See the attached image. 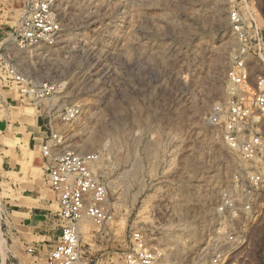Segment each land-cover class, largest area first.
Returning <instances> with one entry per match:
<instances>
[{
  "label": "rangeland",
  "instance_id": "obj_1",
  "mask_svg": "<svg viewBox=\"0 0 264 264\" xmlns=\"http://www.w3.org/2000/svg\"><path fill=\"white\" fill-rule=\"evenodd\" d=\"M8 1L19 4L0 8V118L38 122L40 148L90 157L106 188L109 219L85 216L74 264H127L136 234L160 264H223L229 248L209 237L233 223L247 245L228 264H264V217L217 211L244 165L227 139L230 73L242 51L250 82L264 78V0H56L58 36L25 47L3 35L26 0Z\"/></svg>",
  "mask_w": 264,
  "mask_h": 264
},
{
  "label": "built area",
  "instance_id": "obj_2",
  "mask_svg": "<svg viewBox=\"0 0 264 264\" xmlns=\"http://www.w3.org/2000/svg\"><path fill=\"white\" fill-rule=\"evenodd\" d=\"M55 2L26 0L24 11L13 30L5 32L3 36L20 47L57 37L60 25ZM231 23L239 39L245 43L252 40V37L248 38L245 21L239 11H233ZM253 32L254 40L260 45L263 36L256 27ZM258 55L261 57L264 52L259 51ZM242 57V51L236 54L235 66L230 73L236 86L228 103L227 139L244 165H240L235 175V189L224 190L220 195L222 201L217 211L223 219L231 216L243 221L254 217L255 223L264 217V78L260 77L252 84L247 61ZM13 80L20 91H26L20 76H14ZM49 91L50 87L46 84L32 90L35 95ZM41 156L45 182L56 194L59 206L56 218L61 228L56 247L48 253L47 264H74L80 257L79 240L85 216L99 223L109 219L101 206L107 196L106 188L96 177L90 157L75 151L61 152L49 141L41 144ZM3 220V214H0V264H16L4 257L1 241ZM247 233L242 232L239 226H234V223L228 226L220 224L213 230V236L209 239L217 242L222 249L229 248L230 255L223 260V264H228L237 252L246 247ZM133 239L136 253L128 255L127 264H160L156 253L146 249L139 234ZM27 251L33 254L37 250L28 248Z\"/></svg>",
  "mask_w": 264,
  "mask_h": 264
},
{
  "label": "crops",
  "instance_id": "obj_3",
  "mask_svg": "<svg viewBox=\"0 0 264 264\" xmlns=\"http://www.w3.org/2000/svg\"><path fill=\"white\" fill-rule=\"evenodd\" d=\"M18 4L8 1L0 8ZM12 117L7 113L0 118V214L4 217L5 259L16 264H47L61 228L56 218V194L45 182L41 127L38 122ZM28 248L37 251L31 254Z\"/></svg>",
  "mask_w": 264,
  "mask_h": 264
},
{
  "label": "bare ground",
  "instance_id": "obj_4",
  "mask_svg": "<svg viewBox=\"0 0 264 264\" xmlns=\"http://www.w3.org/2000/svg\"><path fill=\"white\" fill-rule=\"evenodd\" d=\"M93 168V167H92ZM86 218V217H85ZM5 238L3 237V235H1V241H2V243H5V240H4ZM6 244V243H5ZM5 255V254H4ZM6 256V255H5Z\"/></svg>",
  "mask_w": 264,
  "mask_h": 264
}]
</instances>
